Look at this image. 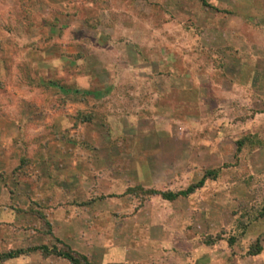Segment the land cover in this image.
I'll return each instance as SVG.
<instances>
[{
  "label": "rangeland",
  "instance_id": "1",
  "mask_svg": "<svg viewBox=\"0 0 264 264\" xmlns=\"http://www.w3.org/2000/svg\"><path fill=\"white\" fill-rule=\"evenodd\" d=\"M60 139L90 161L140 151L157 190L203 178L188 196L129 195L126 208L95 188L78 212L92 229L72 236L95 264H122L102 247L130 235L133 264H264V0H0V159L16 166L0 164V256L53 245L31 217L41 205L18 198L40 176L34 151L52 142L59 167ZM140 204L149 225L132 233L121 222ZM0 264L69 263L35 250Z\"/></svg>",
  "mask_w": 264,
  "mask_h": 264
},
{
  "label": "crops",
  "instance_id": "2",
  "mask_svg": "<svg viewBox=\"0 0 264 264\" xmlns=\"http://www.w3.org/2000/svg\"><path fill=\"white\" fill-rule=\"evenodd\" d=\"M187 89H189L188 91L190 93L192 89H195V87L190 86ZM180 90L182 92H186L185 89ZM181 91H177V94H180ZM172 94H174V91L172 92ZM141 95L142 98H144L143 96H146L145 92ZM157 96L158 101L156 102V113H159L160 90L158 91ZM193 98H195L196 100V98H199V95L196 94ZM177 105H183L184 108L187 107L184 103H182V101L178 102ZM193 105V109L195 112L197 111L196 106L195 104ZM63 126L64 125H62V127ZM49 144V147L47 146L48 148H38V150L34 151L30 155L31 158L29 159L31 162V166L32 168H35L33 170L36 171V173H39L40 176H37L35 174L27 178L29 180H31L32 178L35 179V183L32 182V185L34 187L29 188L28 190L29 198H26V200L18 198V203H20L22 206L24 205V209H26L28 206L30 207V205L32 204L31 202L39 203L38 205H41L42 212L46 214L47 219L51 223L54 236L70 245L73 249L81 251L83 254L89 257L92 263H94V260L90 258L91 256L88 254V252L85 251L86 247L78 246L80 245V243H76L78 242V240H74V238H72L74 232L75 234H86L92 229H90V222H87L88 218L86 219L82 217V215L79 216V210H88L89 206L92 207L91 204L95 201V198H93L96 194L94 192L95 188L96 191L99 188H105V194H108L113 201H116V204L120 206L118 208H126L127 205L132 206V201L128 198V196H134V194L127 192V189L137 185H140L142 187H150V182L154 178L152 177L151 173V176L148 174L146 176V174L144 173V171L146 173L150 172V169L147 164L148 157H139L138 153L140 151H136L137 153L134 152L133 154L126 152H122L121 154L112 153L110 154V156L108 155L104 157L96 155L93 157V159H91V161L89 160L88 154H82L81 156H74L73 158H71L70 156H67V153L64 150L66 145H68L67 141L60 139L58 144L59 146L54 145L55 147H52V151L55 154L52 155V157L60 161V165L59 167H57L53 159L49 161L48 155H46L48 154V149H50L52 146V142H50ZM76 145L79 146V144ZM56 147L58 148V150ZM134 159L137 160V163L140 161H144L147 165L144 163V165L137 166ZM88 160L91 162V166L84 168V163L88 162ZM105 162H108L110 165L102 166V164H104ZM11 163L14 164L15 162H12L8 158L0 159L2 169H9L10 165H12ZM14 167H16L15 164ZM25 167L26 166L22 167V169L28 172L29 170H25ZM42 170H44V175H41ZM121 173H124L125 175ZM132 178L133 180H131ZM23 187H25V184ZM143 204H140L139 208H137L136 210L132 208L134 210V213L126 214L123 219V222L118 220L129 230L133 229L131 230L132 233L135 231V229L141 230V228L144 226L148 228L149 224H145V222L148 223V215L147 213H145V208H149V204ZM25 212L26 211H24L23 214H26ZM113 214L115 215L116 213ZM26 215H28V213ZM34 216L35 217H31L32 219H34L33 222L35 225L37 223L36 220H39V218L36 215ZM100 217H103L104 219L105 217H107V214L100 215L99 213L97 214V217L94 214L92 218L97 220L98 218L101 219ZM109 221L110 220L107 219L105 222L107 223ZM72 223L75 224L77 227L75 231L71 228ZM85 225L89 227V231H84V229H82ZM61 227L63 229H59ZM135 239H137L135 235H130L128 239L127 237H125V241L120 247L111 246L110 244H108L110 246H106L104 244L102 247L103 256L108 258L111 257L110 260L121 259L118 261L123 262L122 264H133L134 260L136 259L143 261V258L139 257L141 249L134 248L133 241ZM147 248L149 251L151 247L148 246ZM149 256L150 254L148 253L145 255L144 258H147Z\"/></svg>",
  "mask_w": 264,
  "mask_h": 264
},
{
  "label": "trees",
  "instance_id": "3",
  "mask_svg": "<svg viewBox=\"0 0 264 264\" xmlns=\"http://www.w3.org/2000/svg\"><path fill=\"white\" fill-rule=\"evenodd\" d=\"M84 94V93H83ZM239 145L241 146V142H238ZM209 174L216 176L215 172H208ZM203 182V178L197 182L188 185L184 189H179V190H170V189H164V190H157L151 187H142L140 185L130 187L127 189V192L134 194V196H141L144 198L154 196V195H160L163 199L166 200H174L180 196H188L191 194L196 188L200 187ZM143 199V198H141ZM35 215L38 216L41 222V228L42 231L46 235H51L54 237L53 239V245L48 246V245H39V246H34L31 248L27 249H16L13 251H9L7 253H4L2 256H0V260H5V259H11L18 257L19 255L26 254L30 251L38 250L40 251L41 255L43 257H48L51 255H55L57 257H60L64 260H67L69 264H94L90 261V259L83 254L82 252L73 249L70 245L62 241L61 239L55 237L53 235L52 231V226L49 220L47 219V216L44 212L40 211H35ZM259 216L264 217V205L261 208V210L258 213ZM230 243L233 242V238H230ZM261 250V247L257 244L251 251V254H258ZM125 264H130V263H125Z\"/></svg>",
  "mask_w": 264,
  "mask_h": 264
}]
</instances>
